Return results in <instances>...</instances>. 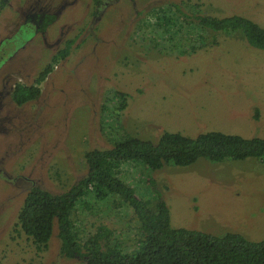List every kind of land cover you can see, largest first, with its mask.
<instances>
[{
    "label": "rangeland",
    "instance_id": "374dc122",
    "mask_svg": "<svg viewBox=\"0 0 264 264\" xmlns=\"http://www.w3.org/2000/svg\"><path fill=\"white\" fill-rule=\"evenodd\" d=\"M95 1L6 0L0 9V264H85L61 256L56 222L41 252L14 224L32 187L66 192L86 172L84 155L111 149L121 129L153 143L164 131L264 139V51L240 34L205 32L200 40L187 26L166 38L150 14L176 4L188 15H240L264 28V0ZM36 14L55 21L39 33L27 22ZM69 40V55L53 64L39 97L17 106L15 85H34ZM115 93L126 97L120 112ZM120 171L137 197L160 196L173 228L264 240V161ZM89 204L74 215L82 238L102 225L124 252L136 248L131 210L116 198Z\"/></svg>",
    "mask_w": 264,
    "mask_h": 264
},
{
    "label": "trees",
    "instance_id": "16d2710c",
    "mask_svg": "<svg viewBox=\"0 0 264 264\" xmlns=\"http://www.w3.org/2000/svg\"><path fill=\"white\" fill-rule=\"evenodd\" d=\"M6 0L0 1V9ZM95 4L99 2L96 0ZM197 6H193V9ZM196 10V9H195ZM155 26L164 37H174L182 27H189L198 39L203 34H240L248 45L264 51V28L240 15L212 17L186 14L176 4L157 8ZM55 21L50 14L27 16V22L43 33ZM72 41L65 43L38 75L35 84H16L11 99L21 106L37 99L39 85L52 72L53 64L64 60ZM195 50L191 48L190 51ZM184 53V52H182ZM117 111L126 107L125 94L115 93ZM120 141L105 151L92 150L84 155L85 174L66 192L52 195L39 187L27 193L14 229L31 240L35 249L44 251L57 224L60 254L85 264H264V240L252 242L236 233L214 236L197 230L173 228L167 204L154 193L155 201L137 197L135 190L120 177L125 164L157 171L164 166L189 167L200 159L211 163L256 159L264 161V139L239 134L211 131L187 137L180 133L162 132L157 143L141 140L120 130ZM116 198L120 208L132 211L137 223L136 248L124 252L113 241V231L98 226L93 234L82 238L75 229V211L79 205L90 208Z\"/></svg>",
    "mask_w": 264,
    "mask_h": 264
}]
</instances>
